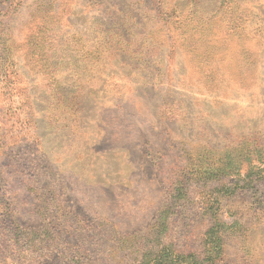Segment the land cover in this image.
I'll return each mask as SVG.
<instances>
[{"label": "rangeland", "instance_id": "obj_1", "mask_svg": "<svg viewBox=\"0 0 264 264\" xmlns=\"http://www.w3.org/2000/svg\"><path fill=\"white\" fill-rule=\"evenodd\" d=\"M212 229L264 264V0H0V264H212Z\"/></svg>", "mask_w": 264, "mask_h": 264}, {"label": "trees", "instance_id": "obj_2", "mask_svg": "<svg viewBox=\"0 0 264 264\" xmlns=\"http://www.w3.org/2000/svg\"><path fill=\"white\" fill-rule=\"evenodd\" d=\"M222 228L226 230L228 227L226 224L222 225ZM208 241L209 247L207 250V259L210 263L216 264L218 261L216 260L217 257L220 255V248L222 246V239L219 236L218 232L215 229H212L208 232Z\"/></svg>", "mask_w": 264, "mask_h": 264}]
</instances>
